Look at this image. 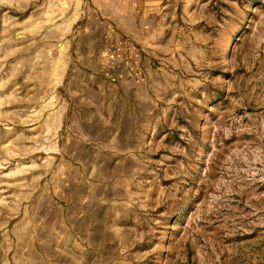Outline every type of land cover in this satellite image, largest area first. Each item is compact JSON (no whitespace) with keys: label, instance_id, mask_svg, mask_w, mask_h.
I'll use <instances>...</instances> for the list:
<instances>
[{"label":"rangeland","instance_id":"1","mask_svg":"<svg viewBox=\"0 0 264 264\" xmlns=\"http://www.w3.org/2000/svg\"><path fill=\"white\" fill-rule=\"evenodd\" d=\"M100 1L0 0V264H264V0Z\"/></svg>","mask_w":264,"mask_h":264},{"label":"crops","instance_id":"2","mask_svg":"<svg viewBox=\"0 0 264 264\" xmlns=\"http://www.w3.org/2000/svg\"><path fill=\"white\" fill-rule=\"evenodd\" d=\"M100 2L103 3L102 12L108 16L114 15L115 17H119L123 21V25L132 31L136 30V28L139 30V24L141 26L144 23V17L137 16L136 13V10L140 6L143 5L144 10H149V12H154L158 9L165 12L168 3L169 5L172 4V2L167 0H136L132 1V3H129L128 0H101Z\"/></svg>","mask_w":264,"mask_h":264}]
</instances>
